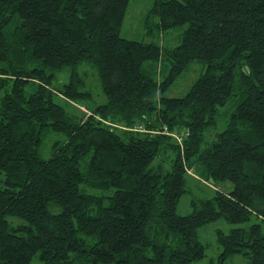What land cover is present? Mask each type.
Segmentation results:
<instances>
[{
	"label": "trees",
	"instance_id": "obj_1",
	"mask_svg": "<svg viewBox=\"0 0 264 264\" xmlns=\"http://www.w3.org/2000/svg\"><path fill=\"white\" fill-rule=\"evenodd\" d=\"M128 3L0 0V264H191L220 218L219 258L264 264V0H153L170 48L120 36ZM188 169L215 188L181 215Z\"/></svg>",
	"mask_w": 264,
	"mask_h": 264
},
{
	"label": "rangeland",
	"instance_id": "obj_2",
	"mask_svg": "<svg viewBox=\"0 0 264 264\" xmlns=\"http://www.w3.org/2000/svg\"><path fill=\"white\" fill-rule=\"evenodd\" d=\"M153 0H129L128 7L125 12L123 23L120 28V36L123 38L138 40V41H154L163 48H170L178 44L182 37V32L185 26L174 27L164 31H157L154 28L155 19L150 20L151 30L147 29L146 24L148 19V11ZM204 70V64L198 61H192L189 66L179 75V77L165 91L166 96L178 97L183 95L191 86L192 82ZM78 72L81 79L86 82L87 87L91 90L92 95L97 103L105 101V96L100 89L99 80L92 68L82 64L78 67ZM79 76V75H78ZM66 77H60L55 83L66 82ZM72 105H76L81 110L88 114L90 112L79 102L72 101ZM228 105L219 108V116L217 117V125L215 129L208 130L205 133L207 139L211 138L213 130L220 131L225 126V121L230 113ZM119 128H124L116 124ZM134 128V127H133ZM58 137L57 135H53ZM177 141V135H172ZM47 155V152H46ZM156 162V160H155ZM166 165H168L166 163ZM186 177V192L183 193L177 203L176 211L178 214L185 215L191 211L190 200L192 198H207L214 193V185L212 186L206 181H202L191 169L187 170ZM248 225V224H245ZM232 225L227 223L222 218L206 223L197 228V236L201 243L205 245V256L191 264H249L248 259L242 254L229 256L224 260L219 258L221 248L216 240V231L220 230L223 233H228ZM264 233V224L262 225Z\"/></svg>",
	"mask_w": 264,
	"mask_h": 264
},
{
	"label": "built area",
	"instance_id": "obj_3",
	"mask_svg": "<svg viewBox=\"0 0 264 264\" xmlns=\"http://www.w3.org/2000/svg\"><path fill=\"white\" fill-rule=\"evenodd\" d=\"M177 140H178V142H180V138L177 136Z\"/></svg>",
	"mask_w": 264,
	"mask_h": 264
}]
</instances>
